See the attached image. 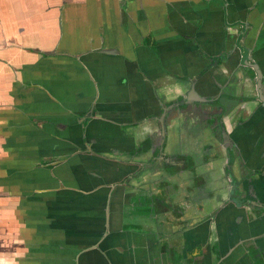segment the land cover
<instances>
[{"label": "crops", "instance_id": "1", "mask_svg": "<svg viewBox=\"0 0 264 264\" xmlns=\"http://www.w3.org/2000/svg\"><path fill=\"white\" fill-rule=\"evenodd\" d=\"M182 106L264 153V0H0V264H248L264 177L209 219Z\"/></svg>", "mask_w": 264, "mask_h": 264}, {"label": "flooded vegetation", "instance_id": "2", "mask_svg": "<svg viewBox=\"0 0 264 264\" xmlns=\"http://www.w3.org/2000/svg\"><path fill=\"white\" fill-rule=\"evenodd\" d=\"M208 104L211 105L210 108L213 107V109L214 108L217 109V106L211 104V102ZM181 108L182 110L185 111H183V113H180V115L183 116L185 114H189L190 117L193 116V118H191L192 120L198 119V121H201V124L200 125L197 124V125L200 127L202 126V132L201 130L199 132L198 126H197V130H195V128L193 129L191 125L189 126H191V129L195 132V134L197 132V136L201 137V140L199 141L198 144L196 142L198 138L194 140V143L197 144V147L201 146L204 149L205 152V157L203 159L204 166L208 167L212 172H214L216 169L219 168L221 169L219 174L214 173V177L211 176L212 177L211 180H213V183L215 184H218L219 182L220 186L216 189L215 193L218 194L217 195L218 198L223 197L224 202L223 205L221 204L222 205L221 207H217V208L215 207L214 212H212V210L209 211L210 212V215L208 216L209 219H212L214 217V214L219 210V208H222L223 206L233 204L236 207H241V208L247 207L249 205L248 199H251V197H257L255 196L256 192L254 191L255 188L253 185L254 182L256 181V179H261L262 177H264V160L262 157L264 153L262 152L261 155L257 154L259 157L253 153L246 154L245 156V151L237 148L236 143L233 142L232 138L230 137L229 135L230 132L227 130V128L225 127L226 125L223 122V115H221L216 111L214 112L213 109L209 110L208 108L199 107L198 112H196V108L194 106H192L190 109H188L189 107L184 108L183 106ZM187 128L188 127L185 126L184 130H187ZM173 160L174 163L180 162L183 168L189 167L191 169V172H193L192 169H194L196 165L195 164L196 161L194 160L193 154L190 152L188 154L186 153V154L178 155ZM261 161L262 163L259 164V162ZM162 167L164 168V166ZM198 182H200V184L197 186L198 187L197 190H199V192L200 191L205 192L206 190H208L207 189L208 181H205V179L201 177V179L197 178V184ZM198 198L201 199L202 196H198ZM240 217H241L240 215H237L235 217L233 216V218L231 219V224H234V227L236 225L238 226ZM234 227L233 228L229 227L227 229L226 228L224 229L226 236L227 235L234 236L237 234L236 233L237 230ZM204 232L207 233V230L205 228H202L199 230L198 234L201 235ZM257 234L256 236H254V235H250L249 232H247L246 235L250 236L249 237L250 239L238 240L240 239V237L237 239L238 240L237 243L240 244L245 250L244 260L248 264H251V262H253L254 260L251 251L252 247L255 246L256 242L259 243L260 241H262V239L264 240V230L259 235ZM246 249L248 250L250 249L248 253ZM178 250H180L179 247ZM258 251H260V253H258L260 256L259 259H257V262L259 264H264V249ZM213 261H215V259L211 260V262Z\"/></svg>", "mask_w": 264, "mask_h": 264}, {"label": "rangeland", "instance_id": "3", "mask_svg": "<svg viewBox=\"0 0 264 264\" xmlns=\"http://www.w3.org/2000/svg\"><path fill=\"white\" fill-rule=\"evenodd\" d=\"M191 128V126H189ZM186 137L182 140H179V137H174L172 138L173 140H171L169 142L170 146H172L174 148V150L171 149H167V151L169 153H177V152H190L193 154L194 160L196 161V165L195 168L192 169V171L194 172V175L192 176H197V178L201 179L204 178L205 181H208L207 183H209L211 180V176L214 177V173L215 174H219L220 172V168L219 169H214L215 171L212 172L208 167L204 166L203 164V159L205 157V152L203 147H197V144L199 143V141L201 140V137L198 136V139L196 140L197 144L194 143V140L192 138V134H189L187 132V130L185 131ZM180 141V142H178ZM204 141V140H203ZM204 143V142H203ZM221 161V160H220ZM223 163V160H222ZM188 173V172H187ZM189 174V173H188Z\"/></svg>", "mask_w": 264, "mask_h": 264}, {"label": "clouds", "instance_id": "4", "mask_svg": "<svg viewBox=\"0 0 264 264\" xmlns=\"http://www.w3.org/2000/svg\"><path fill=\"white\" fill-rule=\"evenodd\" d=\"M151 128L150 127H143L142 128V133L143 134H151Z\"/></svg>", "mask_w": 264, "mask_h": 264}]
</instances>
